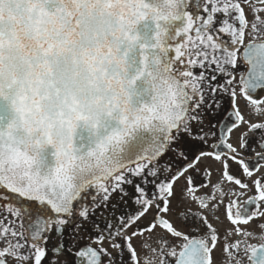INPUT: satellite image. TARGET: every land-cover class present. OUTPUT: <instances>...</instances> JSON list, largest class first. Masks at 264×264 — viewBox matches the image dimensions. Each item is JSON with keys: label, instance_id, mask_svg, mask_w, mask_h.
Wrapping results in <instances>:
<instances>
[{"label": "snow or ice", "instance_id": "snow-or-ice-1", "mask_svg": "<svg viewBox=\"0 0 264 264\" xmlns=\"http://www.w3.org/2000/svg\"><path fill=\"white\" fill-rule=\"evenodd\" d=\"M260 93L264 0H0V264H264Z\"/></svg>", "mask_w": 264, "mask_h": 264}, {"label": "flooded vegetation", "instance_id": "flooded-vegetation-1", "mask_svg": "<svg viewBox=\"0 0 264 264\" xmlns=\"http://www.w3.org/2000/svg\"><path fill=\"white\" fill-rule=\"evenodd\" d=\"M245 11L248 12V18L252 19L251 13L250 11L247 9V7L245 6ZM261 97H264V93H260L259 94ZM238 106L240 108V110L243 112V114L245 115L246 119H249L251 122L256 123V122H261L264 121V116H253L250 114V110L248 108L245 107V105L248 103L247 101H245L243 99V97L238 98ZM229 109V100L228 97L225 95L224 99H223V110H222V114L224 111H227ZM239 133H234L232 136V140L233 142H235L236 140V136H238ZM256 151H260L259 148L256 149ZM248 157H254L255 156V152H249L246 154ZM235 167V166H234ZM264 175V168H261L259 171L254 172L253 176L251 179H256L260 176ZM212 179L215 180L216 179V174L215 172L213 173ZM250 183V181H249ZM227 187H235L234 185L228 184ZM255 194V189L253 188V190L251 192H247L246 195H243L240 197V201L241 203H243L244 200H246L248 198V196L250 195H254ZM193 210H195V206L193 205ZM123 208V206L121 205L119 208L116 209L117 214L119 213V211H121ZM0 211H2V209H0ZM6 214V213H5ZM112 214V209L109 208L106 212L103 213V215L105 216H110ZM220 215V219L221 221H223V225H219L217 224L216 227L220 230L221 235H223V230L224 227H230V225L228 224V221L225 218V214H224V208L222 207L220 209L219 212ZM150 219V217H149ZM259 225H264V217H260V218H256L253 221L249 222L248 225L246 226H242V227H246L249 231H252L254 233H256L257 235H259V233L261 232V228L259 227ZM88 227L89 231L88 232H82L81 236L87 237L90 233H91V226H86ZM17 230H19V228H17ZM94 235V233H91ZM156 234H160V230L157 229V233ZM147 235V234H145ZM165 238L169 241L170 244H175L177 243V241H175L171 236L167 235L166 233H164ZM140 239L142 238H137L134 239L132 241L133 245L137 248L138 253L140 254L141 257V264H144V256L146 255V253L140 248ZM87 242L86 240H81V243H85ZM253 243L257 242V241H252ZM57 243L56 238H53L51 241H49L48 243V247L49 249L52 248L53 245H55ZM223 241H221V246H222ZM154 247H159V244H155L153 245ZM221 246H218L216 251H215V257L217 260V264H221L220 261V257H221ZM104 247L108 248V244L105 242ZM108 250L110 252L113 253V255L116 254L114 249L108 248ZM61 260H63V257H60ZM154 264H159V257H156L154 260Z\"/></svg>", "mask_w": 264, "mask_h": 264}]
</instances>
